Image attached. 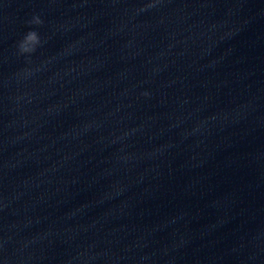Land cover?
Listing matches in <instances>:
<instances>
[{
    "label": "clouds",
    "instance_id": "9594fccd",
    "mask_svg": "<svg viewBox=\"0 0 264 264\" xmlns=\"http://www.w3.org/2000/svg\"><path fill=\"white\" fill-rule=\"evenodd\" d=\"M152 5H148L151 7ZM30 25H41L43 21L40 19L39 16H34L32 20L28 22ZM41 44V38L37 31L29 30L24 34L22 39L18 42V52L21 55L24 54H31L36 51L37 46Z\"/></svg>",
    "mask_w": 264,
    "mask_h": 264
}]
</instances>
